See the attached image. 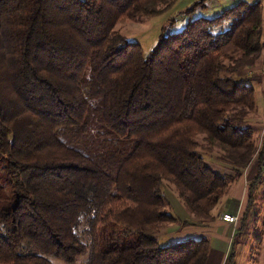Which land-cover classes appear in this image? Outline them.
<instances>
[{
  "label": "trees",
  "instance_id": "1",
  "mask_svg": "<svg viewBox=\"0 0 264 264\" xmlns=\"http://www.w3.org/2000/svg\"><path fill=\"white\" fill-rule=\"evenodd\" d=\"M175 1L0 0V264H207V238L161 246L179 221L162 184L194 216L183 225L207 227L256 163L248 218L264 134L248 124L254 88L233 76L264 49L262 4L164 26L147 55L115 29Z\"/></svg>",
  "mask_w": 264,
  "mask_h": 264
},
{
  "label": "rangeland",
  "instance_id": "2",
  "mask_svg": "<svg viewBox=\"0 0 264 264\" xmlns=\"http://www.w3.org/2000/svg\"><path fill=\"white\" fill-rule=\"evenodd\" d=\"M198 0H176L171 7L166 11L151 17H141L137 19L121 18L115 24V29L126 37L128 41L139 42L144 55L154 48L161 33L162 28L164 33L177 32L183 28L185 23L191 19L199 16L213 17L218 15L224 8L234 5L239 0H206L204 8H197L190 14L182 13L188 6ZM249 2L260 1L262 4L263 24H262V41L264 42V0H246ZM228 20H223L221 24L214 26V30L225 28ZM260 66L264 63V49L261 52L260 58L257 62ZM233 78L236 82L241 83L240 76L234 75ZM260 85V83H259ZM261 86V85H260ZM254 97L256 102V110L253 116L248 118V124L252 126L256 133V137H260L264 131V90L258 85L254 87ZM256 119L258 122H250ZM236 182H234L235 184ZM162 188L167 199L168 212L178 218V222L172 227L175 230L164 235H160L161 246H168L176 244L187 239H200L210 237L207 236L209 232L204 235L202 231L191 230L190 228L206 229L205 227L185 226L183 222H193L194 216L191 215L183 202L178 196L174 186L163 182ZM264 182L256 192V200L254 203L252 216L244 222L240 221L237 229L240 230L239 234L232 241L234 264H264ZM224 198H222L217 206L214 208V214L223 206ZM171 226L166 227L167 232ZM224 226L219 228L222 233ZM236 228V226H235ZM214 256L209 264H219L220 253L213 250ZM52 264H64L63 262L52 259Z\"/></svg>",
  "mask_w": 264,
  "mask_h": 264
},
{
  "label": "crops",
  "instance_id": "3",
  "mask_svg": "<svg viewBox=\"0 0 264 264\" xmlns=\"http://www.w3.org/2000/svg\"><path fill=\"white\" fill-rule=\"evenodd\" d=\"M238 76H240V80L246 79V81L253 88L256 87V85H258V87L264 90V63L263 66H260L258 63H256L254 66L250 68L243 69L238 73ZM259 83L261 86L259 85ZM255 121L258 122L256 119L250 120V122H255ZM262 134H264V131ZM209 165L213 168L214 171L218 173L233 175V173L229 169L220 167L218 166V164L210 163ZM256 172H257L256 163H252L249 167H247L244 170L241 176L236 180V183L232 184L228 193L223 197L224 205L220 206L217 212H215L214 221L210 222L207 225V228L205 227L206 229L190 228L191 230L202 231V234L204 235H206L210 231L209 234L207 235L210 237V253L207 264H209L211 259H213L212 258L214 256L213 254H215V252L213 253L214 249L220 253L219 264H227V259L231 253V246H232L231 243L238 231L237 225L240 221L244 222L241 218L246 210L247 198H248V194H247L248 186L250 182L253 180L254 176L256 175ZM252 211L247 219H249L252 216ZM223 214L235 215L238 221L232 224L225 223L221 220ZM222 226H224L223 227L224 230L222 231V233H220L219 228ZM175 228L176 227L171 226L167 232L165 231L166 230L165 229L161 235L172 232L173 230H175Z\"/></svg>",
  "mask_w": 264,
  "mask_h": 264
},
{
  "label": "built area",
  "instance_id": "4",
  "mask_svg": "<svg viewBox=\"0 0 264 264\" xmlns=\"http://www.w3.org/2000/svg\"><path fill=\"white\" fill-rule=\"evenodd\" d=\"M221 220L229 224L236 223L238 221L237 217L231 214H223Z\"/></svg>",
  "mask_w": 264,
  "mask_h": 264
}]
</instances>
